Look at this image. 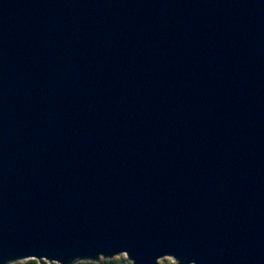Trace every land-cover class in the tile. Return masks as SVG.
I'll use <instances>...</instances> for the list:
<instances>
[{
    "label": "water",
    "instance_id": "obj_1",
    "mask_svg": "<svg viewBox=\"0 0 264 264\" xmlns=\"http://www.w3.org/2000/svg\"><path fill=\"white\" fill-rule=\"evenodd\" d=\"M264 264V0H0V264Z\"/></svg>",
    "mask_w": 264,
    "mask_h": 264
},
{
    "label": "trees",
    "instance_id": "obj_2",
    "mask_svg": "<svg viewBox=\"0 0 264 264\" xmlns=\"http://www.w3.org/2000/svg\"><path fill=\"white\" fill-rule=\"evenodd\" d=\"M122 263L130 264V262L127 263L125 259L121 262L113 258H109V259L99 258L97 262L90 261V260H79V261L74 262L73 264H122ZM13 264H60V263L54 262V261L49 262L47 260L38 261L36 259H25V260H21L18 262H14Z\"/></svg>",
    "mask_w": 264,
    "mask_h": 264
},
{
    "label": "rangeland",
    "instance_id": "obj_3",
    "mask_svg": "<svg viewBox=\"0 0 264 264\" xmlns=\"http://www.w3.org/2000/svg\"><path fill=\"white\" fill-rule=\"evenodd\" d=\"M113 259L119 260V261H121V262L125 259V261H126L127 263H129V261L127 260L126 255H124V254H119V255H117V256H114ZM19 261H21V260H19ZM15 262H18V261H15ZM13 263H14V262H10V263H8V264H13ZM157 263H159V264H177L176 261H175L174 259L170 258V257H164V258H161V259H159V260L157 261ZM122 264H123V263H122Z\"/></svg>",
    "mask_w": 264,
    "mask_h": 264
}]
</instances>
